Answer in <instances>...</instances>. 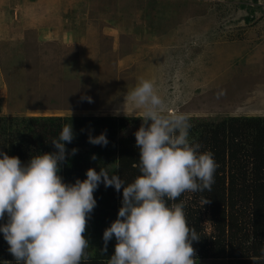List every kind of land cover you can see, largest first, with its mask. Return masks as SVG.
<instances>
[{
  "label": "rangeland",
  "instance_id": "obj_1",
  "mask_svg": "<svg viewBox=\"0 0 264 264\" xmlns=\"http://www.w3.org/2000/svg\"><path fill=\"white\" fill-rule=\"evenodd\" d=\"M140 78L154 83L165 114L182 112L191 126L264 116V0H0V126L135 116L118 133L128 135L143 122L126 96ZM123 104L127 115L117 114ZM85 237L89 250L93 232Z\"/></svg>",
  "mask_w": 264,
  "mask_h": 264
},
{
  "label": "clouds",
  "instance_id": "obj_2",
  "mask_svg": "<svg viewBox=\"0 0 264 264\" xmlns=\"http://www.w3.org/2000/svg\"><path fill=\"white\" fill-rule=\"evenodd\" d=\"M126 96L132 111L143 113L134 133L139 149L134 167L140 174L131 182L104 167H89L84 179L64 182L61 162L78 151L66 148L75 138L71 123L51 140L53 151L32 155L26 163L0 150V233L16 264L86 261L90 244L83 233L100 184L122 189L117 217L103 231V251L113 237L116 240L107 264H196L192 241L200 235L186 219V201H176L185 192L211 191L218 162L214 153L201 151L202 145L189 139L186 114H165V103L150 79L140 78ZM84 99L92 102L90 96ZM121 110L126 114L124 104L117 114ZM88 142L106 146L108 139L101 132L89 134ZM91 159L96 160V154Z\"/></svg>",
  "mask_w": 264,
  "mask_h": 264
},
{
  "label": "trees",
  "instance_id": "obj_3",
  "mask_svg": "<svg viewBox=\"0 0 264 264\" xmlns=\"http://www.w3.org/2000/svg\"><path fill=\"white\" fill-rule=\"evenodd\" d=\"M137 119L115 115L10 117L0 126L4 137L0 150L24 160L40 152H51V140L58 138L64 124L71 123L75 138L66 142V148L79 149L61 162L59 175L63 181L84 179L89 167L97 171L104 167L128 183L140 174L134 167L139 159L134 133L141 125L128 135L118 133ZM101 132L107 136L106 146L88 142L89 134ZM189 139L200 143L201 151L214 153L219 165L211 191L185 192L176 201H186V219L200 235L192 241L196 264L205 258L221 259L224 264H255L253 258H259L256 264H264V116L230 115L217 121H197L189 129ZM93 153L96 160L91 159ZM94 197L97 204L86 217L83 233L85 236L93 232L94 244L86 250L88 259L80 264H107L115 249L113 237L107 251H103V231L117 217L122 189L117 192L113 186L100 184ZM205 200L208 202L204 204ZM204 215L209 216L208 231ZM8 248L0 233V264H16Z\"/></svg>",
  "mask_w": 264,
  "mask_h": 264
}]
</instances>
